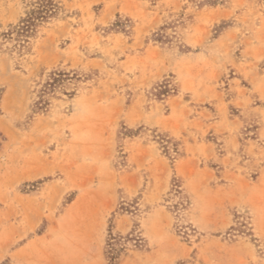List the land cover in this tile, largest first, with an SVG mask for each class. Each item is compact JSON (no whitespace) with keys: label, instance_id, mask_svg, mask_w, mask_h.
<instances>
[{"label":"rangeland","instance_id":"1","mask_svg":"<svg viewBox=\"0 0 264 264\" xmlns=\"http://www.w3.org/2000/svg\"><path fill=\"white\" fill-rule=\"evenodd\" d=\"M54 1L20 67L0 51V264H109L111 221L118 264H264V0ZM56 67L89 76L29 119Z\"/></svg>","mask_w":264,"mask_h":264},{"label":"trees","instance_id":"2","mask_svg":"<svg viewBox=\"0 0 264 264\" xmlns=\"http://www.w3.org/2000/svg\"><path fill=\"white\" fill-rule=\"evenodd\" d=\"M60 5L54 0H35L30 3L29 9L25 12L17 23L10 24L7 29L0 31V51H7L11 54L17 56L18 62L17 66H21V63L26 56L32 51L33 39L37 37L40 32V27L47 23L53 16H55L60 9ZM44 79L37 82V86L34 90V98L31 105V113L29 114V119L32 118L34 114H46L52 109L53 102L55 99H59L61 96L65 95L68 97H73L77 94L81 82L88 79V74L80 73L78 70H69L64 68H52L49 71H44ZM172 81L165 79L161 85L166 88V91L172 90ZM133 129L126 125H122L118 131L119 140H123L133 133ZM165 149V152L172 155L175 159L181 154L179 148V142L171 137H160ZM173 145L172 147L170 146ZM119 161L120 165H126V156L122 153L120 149ZM172 191L178 196V201H176L171 207V211L177 212L179 216L187 209L189 203V195L186 188L183 185L181 178H173ZM121 211H132L139 212L140 208L138 205H132L128 201L120 202ZM135 228L124 238L129 241L134 242V246L140 247L143 244L144 238L141 233ZM113 222L109 224V232L106 243V256L109 260V264H118L122 251L117 250L115 245L117 241H120L123 236L118 235L113 232ZM187 234V232H184Z\"/></svg>","mask_w":264,"mask_h":264}]
</instances>
